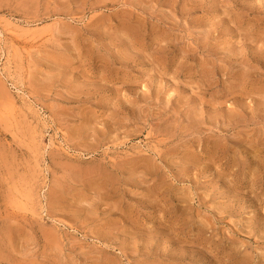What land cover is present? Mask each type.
<instances>
[{"label": "rangeland", "instance_id": "obj_1", "mask_svg": "<svg viewBox=\"0 0 264 264\" xmlns=\"http://www.w3.org/2000/svg\"><path fill=\"white\" fill-rule=\"evenodd\" d=\"M0 264H264V0H0Z\"/></svg>", "mask_w": 264, "mask_h": 264}]
</instances>
